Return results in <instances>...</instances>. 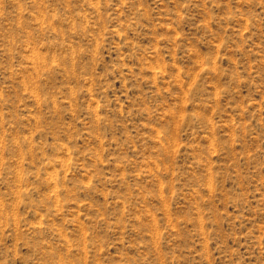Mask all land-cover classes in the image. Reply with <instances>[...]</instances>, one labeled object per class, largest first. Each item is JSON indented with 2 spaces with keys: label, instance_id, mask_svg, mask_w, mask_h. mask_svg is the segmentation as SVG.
Returning a JSON list of instances; mask_svg holds the SVG:
<instances>
[{
  "label": "rangeland",
  "instance_id": "rangeland-1",
  "mask_svg": "<svg viewBox=\"0 0 264 264\" xmlns=\"http://www.w3.org/2000/svg\"><path fill=\"white\" fill-rule=\"evenodd\" d=\"M0 264H264V0H0Z\"/></svg>",
  "mask_w": 264,
  "mask_h": 264
}]
</instances>
